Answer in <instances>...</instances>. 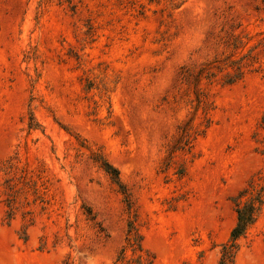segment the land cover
<instances>
[{"label": "rangeland", "instance_id": "1", "mask_svg": "<svg viewBox=\"0 0 264 264\" xmlns=\"http://www.w3.org/2000/svg\"><path fill=\"white\" fill-rule=\"evenodd\" d=\"M227 56L246 75L201 83L205 117L182 71ZM263 116L264 0H0V264H219L249 186L234 264H264ZM11 159L45 202L9 221Z\"/></svg>", "mask_w": 264, "mask_h": 264}, {"label": "trees", "instance_id": "2", "mask_svg": "<svg viewBox=\"0 0 264 264\" xmlns=\"http://www.w3.org/2000/svg\"><path fill=\"white\" fill-rule=\"evenodd\" d=\"M238 44V41H235L232 45V49L237 50ZM247 67L248 64L245 61V57L236 60L233 59L232 56H227L223 59L215 60L211 63L202 65L197 73L183 69L182 79L184 82H187L189 78L194 79L193 88L196 112L201 109L205 117H207L208 111L211 108L208 97L201 88V83L203 81L213 84L214 82L218 81L219 76H222L220 78L222 85L232 86L244 79ZM209 123L210 120L207 119V124ZM262 124V127L264 128V116L262 118ZM39 128L40 126L34 121L32 117L29 124V129L36 130ZM187 134H189V132H186L185 137H188ZM93 159L99 164L100 168L110 178L112 183L118 187L119 191L125 197V202L128 204V206H130L128 192L120 181L119 171L103 157L97 156ZM13 160L14 159H11L6 163V171L9 176L4 182V204L7 208L6 216L9 221L15 218L16 213L20 211V209H25L31 204H35L37 202L42 204L45 202V199L40 194L38 182L39 180H42V173H39L36 176V180L35 178L33 180V176H31L32 172L29 170V167L24 166L22 168H18L15 163H13ZM30 193L34 197L32 202L29 201ZM243 198H246L245 201H242ZM233 202L235 204L237 223L230 233L228 242L221 248V259L219 264H234L235 256L239 250V240L246 234L248 228L255 223L258 212L260 211L263 204V197L261 193L254 191L253 186H249L248 189L246 188L240 191L239 195L233 199ZM41 209L44 210V207H41ZM22 215L24 220H26L28 223L27 226L34 224V212L24 210ZM133 231L134 225L129 223L128 232L131 234ZM26 238L27 237H25L24 240H26ZM129 247L132 248L134 252H144L140 237H133L132 239H129ZM122 255H124V251L122 252ZM139 257L140 260L143 259V256ZM123 258L124 257H121L119 260H123Z\"/></svg>", "mask_w": 264, "mask_h": 264}]
</instances>
